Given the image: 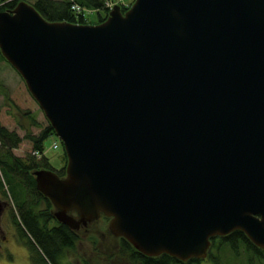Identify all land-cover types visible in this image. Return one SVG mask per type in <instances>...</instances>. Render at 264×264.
Returning <instances> with one entry per match:
<instances>
[{
    "label": "water",
    "instance_id": "water-1",
    "mask_svg": "<svg viewBox=\"0 0 264 264\" xmlns=\"http://www.w3.org/2000/svg\"><path fill=\"white\" fill-rule=\"evenodd\" d=\"M96 25L0 12V54L66 156L37 191L71 231L147 258L204 260L242 232L264 251V0H134Z\"/></svg>",
    "mask_w": 264,
    "mask_h": 264
},
{
    "label": "trees",
    "instance_id": "trees-1",
    "mask_svg": "<svg viewBox=\"0 0 264 264\" xmlns=\"http://www.w3.org/2000/svg\"><path fill=\"white\" fill-rule=\"evenodd\" d=\"M5 1L7 0H0V12L13 9L20 2L19 0H12L8 3ZM74 4L86 10L89 8L102 9L107 15L103 0H35L31 6L48 22L59 21L85 25L83 16L76 15L70 9ZM105 17L99 18L97 24L105 21ZM0 61L5 62L1 54ZM4 98L6 103H10L8 95L5 94ZM26 115L28 116V113ZM54 135L51 126L47 125L39 136L31 140L33 151L40 153L42 157L37 160L28 155L26 160H22L11 153L19 144L20 139L0 126V192L7 198L5 200L9 201V214L13 220L11 222L15 225L20 240L28 248L31 264H71L66 259V253L75 247L79 239L78 233L68 230L67 227L54 220L50 201L35 189L33 172L36 170H50L59 177L65 175L64 150V167L59 170L54 169L49 160L44 157V143ZM220 238L215 237L210 240L211 250L207 258L211 259L213 264H222L219 256L215 254L220 253L224 248H227L232 256L240 254L242 250L247 255L248 264H264V251L248 242L249 240L242 232L235 231ZM119 243L122 252L127 253L132 262H143V264H198L200 262V260L193 259L183 263L167 255L147 258L136 252L122 238ZM212 249L215 254L212 253Z\"/></svg>",
    "mask_w": 264,
    "mask_h": 264
},
{
    "label": "rangeland",
    "instance_id": "rangeland-1",
    "mask_svg": "<svg viewBox=\"0 0 264 264\" xmlns=\"http://www.w3.org/2000/svg\"><path fill=\"white\" fill-rule=\"evenodd\" d=\"M11 1L7 0L5 2ZM19 1L31 5L35 0ZM128 2L129 6L126 11L134 3V0H128ZM83 13L85 16L82 13L75 14L83 16L85 25H96L99 18L106 16L105 11L102 9H84ZM24 84L14 68L7 62L0 61V126L8 132L14 133L17 136L16 138L20 139L17 147L11 151L16 158L26 160V157L31 155L38 160L42 156L40 153L33 151L31 140L39 136L42 129L50 124ZM5 94L9 96L10 103H6ZM26 113H28V116ZM57 141L59 140L56 136L47 139L44 143V157L49 160L54 169L59 170L64 167V161L63 148L59 144L60 141L59 143ZM55 144H58L57 149L53 148ZM5 199L7 198L5 197ZM5 199L3 198V200ZM5 201L9 204L8 200ZM3 211H0V264H31L24 242L20 240L19 236L16 237V230L11 222L13 220L10 214H5ZM108 224L109 220L102 217L86 228L76 231L79 239H77L75 247L66 253L67 261L71 264H136V262L131 261V257L127 253L122 252L120 239L114 238L108 231ZM2 237H5V242H3ZM212 253L215 254L213 249ZM239 253L232 256L230 251L224 248L215 256H219L222 264H248L246 253H243L242 250ZM198 264H213V261L206 258L200 260Z\"/></svg>",
    "mask_w": 264,
    "mask_h": 264
},
{
    "label": "built area",
    "instance_id": "built-area-1",
    "mask_svg": "<svg viewBox=\"0 0 264 264\" xmlns=\"http://www.w3.org/2000/svg\"><path fill=\"white\" fill-rule=\"evenodd\" d=\"M118 5L121 10H126L127 7L129 6L128 0H104V6L107 11H110V9H113V6ZM72 11L76 14H81L84 16V9L81 7H78V5H72ZM58 145V144H57ZM56 144L54 145V149H57L58 146Z\"/></svg>",
    "mask_w": 264,
    "mask_h": 264
},
{
    "label": "flooded vegetation",
    "instance_id": "flooded-vegetation-1",
    "mask_svg": "<svg viewBox=\"0 0 264 264\" xmlns=\"http://www.w3.org/2000/svg\"><path fill=\"white\" fill-rule=\"evenodd\" d=\"M4 198V195L2 194V193H0V211H3V212H5V214H9V212H10V206H9V204H7V202L6 201H4L3 200V198ZM5 199V198H4ZM53 213V212H52ZM109 220V219H108ZM13 226H14V228H15V230H16V227H15V225L13 224ZM85 230V229H84ZM19 236V234L16 232V237H18ZM218 238H220V237H218ZM221 239V238H220ZM2 240H3V242H5V237H2ZM26 249H27V252H28V248L27 247H25ZM210 250H211V245H210V249H209V251H208V253L210 252ZM207 256H208V254H207ZM131 264V263H130ZM136 264H143V262H136ZM145 264V263H144Z\"/></svg>",
    "mask_w": 264,
    "mask_h": 264
}]
</instances>
